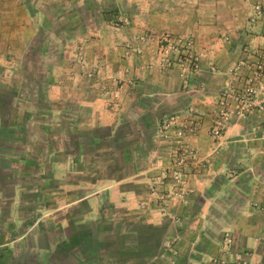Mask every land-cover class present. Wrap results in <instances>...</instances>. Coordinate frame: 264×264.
Segmentation results:
<instances>
[{"label":"crops","instance_id":"obj_1","mask_svg":"<svg viewBox=\"0 0 264 264\" xmlns=\"http://www.w3.org/2000/svg\"><path fill=\"white\" fill-rule=\"evenodd\" d=\"M256 2L115 0L101 10L131 17L118 29L94 0H0V264H213L223 232L243 264H264V111L232 120L183 203L160 214L149 191L168 162L153 142L163 120L201 110L192 142L208 153L230 71L264 61ZM141 31L193 37L200 64L187 88L177 70L143 68L149 49L124 57ZM80 46L99 77L130 69L117 103L66 77ZM9 70L21 83L3 80Z\"/></svg>","mask_w":264,"mask_h":264},{"label":"rangeland","instance_id":"obj_2","mask_svg":"<svg viewBox=\"0 0 264 264\" xmlns=\"http://www.w3.org/2000/svg\"><path fill=\"white\" fill-rule=\"evenodd\" d=\"M114 2L115 0H94V8L95 11H98L99 14V19H104L105 21L107 20L110 22L111 25H113L115 28H124L130 25V19L131 17L128 16L125 12L118 11V10H107L103 11L101 9H104L106 5L109 6L107 3ZM117 2H121L123 0H116ZM258 1V0H257ZM100 8V9H99ZM128 8V7H127ZM131 8V7H129ZM128 8V9H129ZM89 13V12H88ZM96 16V15H95ZM177 37L185 38V39H192L193 37L190 35H183V34H174V33H169V32H162V33H155L152 31H141V32H135L133 33L129 40H127L125 46H124V57L125 58H131L133 56H142L143 54L146 53V51L149 49V52L151 54L150 59L148 62L143 65L145 69L149 70L151 68H157V69H163V70H177L178 71V76L182 83V71L180 68V60H183L182 54H178L176 56H168V59L171 60L172 65L170 67H163L161 65V61L164 58V50L168 46V39H174ZM192 50L193 53L196 57H198V62L200 64V58L198 53L196 52L195 49V43L193 41L192 45ZM73 62L69 60V65H67L66 68V77H74V78H84L87 79L88 81H93L97 84L99 90L101 93L104 94L107 99H109V103H117L116 101L119 99L120 92L119 88L121 85L126 84V85H132L133 80L132 76L130 74V69L128 67L124 68L120 74L118 75H106L105 78L99 77L100 75L98 74V68L92 64L87 56L84 47L80 46L77 48L76 52L74 55H72ZM71 62V64H70ZM254 62H260V60H253L251 63ZM198 70L192 69L191 65L189 67V81L191 79V76L195 74ZM91 73V76H88V74ZM128 77H126V76ZM15 75H13V71L9 70L7 73L5 72L4 75H2L4 81H8L11 83H21V79L14 78ZM14 78V79H13ZM241 79L238 80H231L232 84L238 83V87L241 85ZM234 81V83H233ZM189 85V83H188ZM184 87V86H183ZM221 92V91H220ZM219 97V96H218ZM219 108V107H218ZM190 113L187 112L186 114H171L168 115L163 122L157 127L153 142L156 146V149L159 150V153L162 152L166 155L167 161L164 164L162 163L161 165L165 166V168L162 166V168L165 169L164 174L158 175L155 177L154 181H152L149 185V191L153 195H155V199L157 202V210L158 213L160 214H167L168 210L170 207L178 205L179 203H183L185 199L194 193V190L192 186L189 184V180L191 177L197 176L198 174H201L204 170H206L212 163V160L215 156L218 155V151L216 146L218 147L219 145L216 144L217 141H220V138H213L210 132V127L213 118L215 115L212 117L210 121V126L208 129L209 135L211 137V140L213 141V144H215V147L212 148L208 153L204 155H200L198 152V149L196 146L193 144V140L199 135V132L201 130V118L204 117V113L197 109V108H191ZM254 113V112H253ZM257 113V112H255ZM262 113V112H261ZM171 117L177 118L179 123H182L184 126L186 124H189L190 121H192L194 124L199 125V128L195 133L188 134L183 137H177L175 133V128H170L169 130H165L163 132H159L162 128V124L165 123L167 120H169ZM249 117V116H248ZM235 119V118H234ZM237 120H245V119H237ZM232 122V121H231ZM231 124V123H230ZM180 125V124H179ZM163 130V129H162ZM166 134V136H165ZM185 145L189 149L193 148L195 152V158H193L192 155L185 154V164L182 167L176 166L175 165V158H174V149L179 146V145ZM200 163V164H199ZM174 170H177L180 172V180L183 179L185 181L184 183V188L186 189V194L182 200L180 198L173 199L172 197L168 199V204L164 212L160 210L161 203L158 200V196L168 193V191H171L172 193H175L180 189L179 182H175L174 178ZM154 187V190H151V187ZM15 192H16V187H15ZM35 193V191H32V193ZM17 193V192H16ZM18 206H23L22 202L17 203ZM141 207H144V204H141ZM17 209V208H15ZM39 219V213L38 212H33L31 215V222L32 224H37V220ZM225 233L223 232V237H225ZM223 241V239H222Z\"/></svg>","mask_w":264,"mask_h":264},{"label":"built area","instance_id":"obj_3","mask_svg":"<svg viewBox=\"0 0 264 264\" xmlns=\"http://www.w3.org/2000/svg\"><path fill=\"white\" fill-rule=\"evenodd\" d=\"M264 15V0H258L254 5V14L251 20L254 21L257 18H261ZM168 46L164 50V58L161 61L163 67H170L172 62L168 59V56H176L182 54L183 60H180V68L182 71V83L185 88L188 87L189 83V67L192 69H199L198 57H196L192 50L193 41L192 39H185L177 37L174 39H168ZM92 74L89 73L88 76ZM231 80L241 79L240 87H235L232 81L221 90L218 97V110L215 117L212 120L210 132L213 138H221L226 132L231 121L236 119H246L251 113H261L264 111V61L251 63L250 61L242 60L238 62L230 71ZM189 114L192 115V113ZM180 124V125H179ZM160 133L175 128L177 137H183L188 134L195 133L199 128L198 122L194 124L192 121L185 126L178 122L177 118L171 117L165 123L162 124ZM166 136V134H165ZM175 165L182 167L185 164V154L192 155L195 158V152L193 148L181 144L174 149ZM217 152V151H215ZM200 164V163H199ZM174 180L179 182L181 186L178 191L158 196V200L161 203L160 210L165 211L169 198H180L182 200L186 194L184 188L185 181L180 180V172L174 170ZM154 190V187H151ZM233 238L229 232L225 233L222 245L220 248V258L212 260L213 264H243V259L240 255L235 254L232 251Z\"/></svg>","mask_w":264,"mask_h":264}]
</instances>
